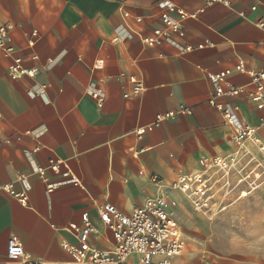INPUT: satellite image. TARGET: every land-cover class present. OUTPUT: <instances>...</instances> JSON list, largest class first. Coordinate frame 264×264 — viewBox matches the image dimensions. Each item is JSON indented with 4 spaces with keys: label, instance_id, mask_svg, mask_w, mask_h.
Wrapping results in <instances>:
<instances>
[{
    "label": "crops",
    "instance_id": "crops-1",
    "mask_svg": "<svg viewBox=\"0 0 264 264\" xmlns=\"http://www.w3.org/2000/svg\"><path fill=\"white\" fill-rule=\"evenodd\" d=\"M162 1L0 0V22L14 25L17 50L0 47L2 259L15 235L32 258L71 264L64 244H74L75 236L68 224H80L84 211L94 226L91 243L112 248L111 231L98 220L105 202L129 213L165 193L178 223L186 218L190 202L170 183L214 156H238L248 144L237 145L233 127L209 104V73L230 69L226 79L245 89L234 99L239 115L264 138V110L247 95L254 90L250 73L264 69V0H230L228 6L170 0L188 14L204 9L182 20L183 37L149 46L140 37L161 26ZM31 54L40 71L11 78L12 58L29 64ZM132 78L143 85L139 94H132ZM94 92L103 97L101 105ZM49 159L61 161L58 171L48 167ZM36 167H43L42 175ZM19 173L31 184L26 203L16 197ZM170 264L262 263L190 249Z\"/></svg>",
    "mask_w": 264,
    "mask_h": 264
},
{
    "label": "built area",
    "instance_id": "built-area-1",
    "mask_svg": "<svg viewBox=\"0 0 264 264\" xmlns=\"http://www.w3.org/2000/svg\"><path fill=\"white\" fill-rule=\"evenodd\" d=\"M205 6L220 3L230 5V0H203ZM163 11L159 16L161 26L155 27L150 34L141 35V41L149 46L160 44L163 40L171 38L173 35L183 37L185 32L182 20L187 16H196L203 11L204 7L193 13H186L177 7L172 1L164 0L161 3ZM242 14V13H241ZM125 15H127L125 13ZM140 21V17L137 18ZM14 25L11 22H0V47L6 52L14 53L17 50L11 45V31ZM114 37L113 40H116ZM205 44L200 43L196 46L185 45L186 51L202 48ZM29 64H24L22 57L15 55L8 66V74L13 79L22 77L33 78L39 71L37 55L29 56ZM237 70H243L241 64L236 66ZM230 69L218 73H209L208 80L212 85L209 96V104L220 110L223 117L234 129V139L237 145L244 141L256 143L264 153V142L258 134V126L249 123L239 115L238 104L234 101L239 95L245 92L242 86L229 82L226 77ZM251 81L254 85L253 91H247L256 103L257 109L264 110V69L255 70L250 73ZM134 83L132 94H139L143 90L140 81L132 78ZM99 105L103 97L97 93H92ZM128 93L125 94L127 96ZM171 113L159 116L158 121L169 117ZM264 125V116L261 118ZM145 129H137V133L144 132ZM234 157L214 156L209 161L203 162L204 168L198 171L182 173L170 183V187L182 193L190 202V205L197 212L206 215L212 214L215 208V194L212 191L211 177L209 169L216 166L219 169H229ZM61 161L49 159L48 167L53 171H58ZM39 175L43 174V167L34 169ZM19 180L22 190L16 193V197L21 203H26L31 184L27 176L19 173ZM153 180L157 181L155 175ZM7 189L10 188L5 186ZM224 207L221 206V209ZM98 220L106 225L111 231L113 244L112 248L102 250L91 243V235L94 226L89 219L86 211L81 214V223H69L68 229L75 236V243H65V248L72 256L71 264H130L128 259L135 254L139 257L141 264H170L173 257L183 253L187 246V240L175 217L173 201L162 194L160 196L149 197L140 205L134 207L129 213H124L115 205L105 202L98 209ZM157 259V260H156ZM7 262H17L19 264H47L39 258H32L28 255L17 236L12 235L7 241L4 258L0 257V264ZM53 264H69L55 262Z\"/></svg>",
    "mask_w": 264,
    "mask_h": 264
},
{
    "label": "rangeland",
    "instance_id": "rangeland-1",
    "mask_svg": "<svg viewBox=\"0 0 264 264\" xmlns=\"http://www.w3.org/2000/svg\"><path fill=\"white\" fill-rule=\"evenodd\" d=\"M233 157L229 169L208 171L216 198L213 213L205 215L189 204L179 222L187 239L184 253L192 249L264 264V153L248 141ZM133 264L140 262L134 258Z\"/></svg>",
    "mask_w": 264,
    "mask_h": 264
},
{
    "label": "bare ground",
    "instance_id": "bare-ground-1",
    "mask_svg": "<svg viewBox=\"0 0 264 264\" xmlns=\"http://www.w3.org/2000/svg\"><path fill=\"white\" fill-rule=\"evenodd\" d=\"M243 194H246V192H243Z\"/></svg>",
    "mask_w": 264,
    "mask_h": 264
}]
</instances>
